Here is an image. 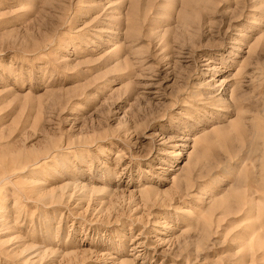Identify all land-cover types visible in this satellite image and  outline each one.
Instances as JSON below:
<instances>
[{
  "label": "rangeland",
  "instance_id": "374dc122",
  "mask_svg": "<svg viewBox=\"0 0 264 264\" xmlns=\"http://www.w3.org/2000/svg\"><path fill=\"white\" fill-rule=\"evenodd\" d=\"M0 264H264V0H0Z\"/></svg>",
  "mask_w": 264,
  "mask_h": 264
}]
</instances>
